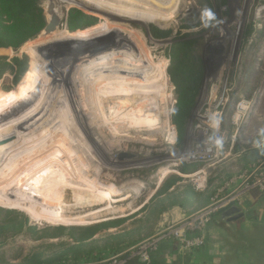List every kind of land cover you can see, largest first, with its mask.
Segmentation results:
<instances>
[{
	"label": "rangeland",
	"instance_id": "obj_1",
	"mask_svg": "<svg viewBox=\"0 0 264 264\" xmlns=\"http://www.w3.org/2000/svg\"><path fill=\"white\" fill-rule=\"evenodd\" d=\"M12 1L22 2L25 13L17 9L18 16L12 12L13 19L6 17L4 24L8 29L3 39L7 43L0 45L10 50L8 56L0 58V80L3 79L0 118L4 120L0 119V144L4 141L0 145V179H4L0 180V194L10 191L16 195H11L12 199L25 194L30 199L36 198L31 191L37 189L36 192L41 193V187L36 184L43 185L48 177L43 174L53 165V168L63 166L64 161L59 162L57 157L69 145L71 135L67 132L81 139L78 147L91 159L90 171L102 169L101 183L123 190L114 196L115 212L110 213L107 211L109 201L95 203L97 198L86 194L83 199L89 202L78 205L74 200L75 190L68 188L62 205L69 215L103 210L99 219L83 225L48 224L46 221L39 224L25 210L0 201V264H153V260L160 264H218L217 261L229 264L231 260L232 264H264L254 261L241 249L246 237L264 232V192L259 188L246 191L244 184L249 176L253 177L252 182H258L264 172V166L261 167L264 164L263 0H179L178 13L162 22L140 14L128 15L109 7L103 0ZM48 3L52 4L50 15H56L59 26L56 33L44 36ZM43 50L49 52L43 54ZM110 52L123 59H147L152 68L164 65L156 67L163 69L165 80L157 76L161 85L159 88L154 85L153 93L158 92L156 89L165 91L163 97L156 100L159 109L156 108L154 114L159 126L166 125L169 120L175 130L172 141L169 132L152 138L150 130L137 126L128 125L129 139L122 137L125 134L119 137L110 132L111 121L116 117L128 118L127 121L133 118L136 109L132 107L136 108L138 101L146 96L132 98L128 107L114 112L117 109L114 103L121 99L109 97L99 103L95 100L101 92L111 95L131 86H135L132 88L135 90L149 87L147 84L139 86V82L135 84L128 78L83 87L82 82L92 78L85 69L93 66L99 56ZM52 60H63L65 64L61 69L55 68L50 64ZM191 70L192 80L181 77ZM59 85L63 92L57 91ZM188 86L191 96L184 106L181 105L185 118L180 130L179 99L182 89ZM75 90L76 98L72 97ZM194 93L197 96L192 101ZM165 95L170 96L169 104ZM222 96L224 105L219 110L220 115L208 114L220 122L218 129L223 141L220 155L209 164L189 161L187 156L195 153L203 136L205 120L202 116L211 110V105L216 106ZM240 103H244L247 110L238 123L235 115ZM103 106L108 113L106 125H100L97 112ZM250 112L251 119L250 115L246 117ZM136 118L142 119L140 114ZM43 131L51 135L50 140L39 139L37 142H40L30 149L25 146L35 133L42 132L43 136ZM27 133L31 134L26 136ZM213 135L209 131L208 139ZM118 138H121L119 145L113 146ZM150 138L154 141L144 140ZM25 147L29 150L23 153ZM52 148L59 149L61 154ZM13 153L16 161L23 153L19 163L24 164H18L22 170L13 166L16 163L10 158ZM25 153L30 156L26 155L27 158ZM123 155L125 157L121 158ZM113 156H117L118 165L111 161ZM6 166L8 172L12 168L16 173L12 171L9 175ZM204 168H208V172L198 176ZM166 172L170 173L163 179ZM40 175L44 176L43 182L38 180ZM68 175L61 177L66 180ZM199 177L205 179L204 184ZM34 198L33 202H39ZM222 199L241 202L244 217L236 221L225 220L218 213L205 217L208 215L205 213L213 212L212 204ZM200 216L203 219H199ZM171 226L174 228L169 230ZM182 226L187 229L185 240L201 238L203 244L189 246L170 235L172 230ZM214 244L218 247H213Z\"/></svg>",
	"mask_w": 264,
	"mask_h": 264
},
{
	"label": "bare ground",
	"instance_id": "obj_2",
	"mask_svg": "<svg viewBox=\"0 0 264 264\" xmlns=\"http://www.w3.org/2000/svg\"><path fill=\"white\" fill-rule=\"evenodd\" d=\"M90 1H99V2H102L101 0H90ZM105 1L106 3H109V7L115 9V10H119V11H122V12H125V13H129V14H140L142 15L143 17L147 18V19H151L153 21H159V22H162V21H169V16H175L177 13H178V6H179V0H103ZM184 1V0H183ZM48 7H47V26L45 28V32H44V36L45 35H53L52 33H56L57 31V28L59 26L58 24V20L55 18L56 15H50V6L52 4L48 3ZM112 4V5H111ZM60 6V5H59ZM108 7V8H109ZM59 7L56 6V9H58ZM107 8V9H108ZM59 11V10H58ZM128 14V15H129ZM61 22V21H60ZM55 23V25H54ZM57 23V24H56ZM168 26V25H167ZM54 37V36H53ZM51 42V41H50ZM97 62L91 66V67H88V69H85V73H89V76L91 75V79L87 82L83 81L82 84H83V87L87 86H91V84L95 83L96 84H101V82L105 83L107 81H111V80H126L127 78L130 79L131 82H134L135 84L137 82H139V86H144V84H147L149 87H147L146 89L145 88H142V89H132V88H136L135 86H131V87H128V89L126 90L125 88L124 89H121L120 87L118 89H121L120 91H115L113 92V94L111 95H106V93H102L104 91L101 92L100 96H98V98L95 100L99 103L101 102H104L105 99L109 98V97H113V98H118V99H121L120 102H117V103H114L115 106H117V109L114 110L117 111V110H120L122 107H125V106H129L132 100V98H137L139 97L140 95H144L146 96L145 99H143L141 102L138 101V105L135 107H132L135 110L136 114L133 118H129V120L127 121L128 118H126V120L122 119L121 117L120 118H117L116 119L114 118H111L113 119V121H111L113 124L111 126V131L114 136H119L120 135H124L122 137H125L126 139H129L131 138L130 135L128 134L129 133V126L131 127H139V128H145V129H148L150 130V137L154 138L158 135H164L166 132H169V137H170V140L172 141L175 137H174V134H175V130L174 128L170 125V122L169 120L167 121L166 125L162 124V126H159V120L158 118L155 116V111L157 109H159L157 107V104H156V100L159 98V97H163V89H156V91H158L155 95L153 92H155L154 90H152L153 86L156 85L158 88L160 87L161 84H158V82L160 81V77H162V81L164 82V71L162 68H159L161 66H164V65H156L152 68L151 64L149 63L150 61H148L147 59H144V58H141V57H135L134 59H123L121 56L119 55H114V53H106V54H103L101 56H99L97 58ZM50 64H52L55 68H60V67H63L62 65H64V61L63 60H52L50 61ZM105 66V67H103ZM157 66H159L158 68H156ZM98 67H103V68H98ZM113 68V69H112ZM61 69V68H60ZM146 69V70H145ZM145 70L143 73L142 71ZM105 74V75H104ZM107 74V75H106ZM158 74V75H157ZM157 76L159 78H157ZM159 79V80H158ZM129 81V80H128ZM120 82V81H119ZM127 82V81H126ZM125 82V83H126ZM102 83V84H103ZM118 83V82H116ZM130 84V82H128ZM133 83V84H134ZM167 83V82H166ZM165 83V84H166ZM79 84V83H78ZM107 84V83H106ZM114 84V83H112ZM119 84V83H118ZM94 85V84H93ZM108 85V84H107ZM111 85V84H110ZM108 85V86H110ZM117 85V84H116ZM122 85V84H121ZM131 85V84H130ZM145 85V87L147 86ZM167 85V84H166ZM99 86V85H98ZM101 86V85H100ZM115 86V85H114ZM120 86V84H119ZM125 86V85H124ZM106 87V86H105ZM118 87V86H116ZM127 87V86H126ZM66 89V87H64ZM82 88V87H81ZM166 88V86H165ZM101 89V88H100ZM107 89V87H106ZM110 89V88H109ZM117 90V89H116ZM133 90V91H132ZM57 91H62L60 85L57 86ZM71 91V90H70ZM78 91V90H77ZM109 91V90H108ZM137 91V92H136ZM63 92V91H62ZM97 92V91H96ZM171 92V91H170ZM150 93V94H149ZM166 93V92H165ZM48 94V92H47ZM75 94L77 95L76 93V90L74 92V95L72 97L75 96ZM95 94V93H94ZM98 94H99V91H98ZM61 95V94H60ZM104 95V96H103ZM172 95V94H171ZM46 96V95H45ZM48 96V95H47ZM55 96H58V95H55ZM148 96V97H147ZM166 96V99H167V103L169 104V100L170 99V96L168 95H165ZM50 97V96H48ZM59 97V96H58ZM78 97V96H77ZM76 98V97H74ZM131 98V99H130ZM63 99V98H62ZM73 99V98H72ZM58 100V99H57ZM79 100V99H78ZM47 101V100H45ZM49 101V100H48ZM219 102H216V106L214 105H211V110H209L207 112V116L210 112H216L217 113V116L220 115V111L223 107L224 104H222L221 102L224 101V96H222L219 100ZM53 102V101H52ZM60 102V101H59ZM45 103V102H44ZM44 103L42 104V106L44 105ZM58 103V102H57ZM65 104V103H64ZM53 106V105H52ZM51 106V107H52ZM57 106V105H56ZM43 108V107H42ZM157 108V109H156ZM167 108V107H166ZM70 109V108H69ZM103 109V110H102ZM100 109V110H97L98 113H100V118H101V121L99 122L100 125H106L107 121H108V113L106 111V106L103 108ZM113 109L115 108H111V110L113 111ZM130 109V108H129ZM128 109V110H129ZM54 110V109H53ZM122 110V109H121ZM50 111V110H49ZM65 111V110H64ZM67 111V110H66ZM134 111V110H133ZM163 111H166V110H162ZM129 112V111H128ZM64 113V112H63ZM93 113V111H92ZM125 113V112H124ZM133 113V112H131ZM130 113V114H131ZM148 115L146 117H144L145 114ZM169 113V112H168ZM167 113V114H168ZM50 114V113H49ZM52 114V113H51ZM97 114V113H96ZM138 114H140L141 118H136V116H138ZM166 114V112L164 113ZM98 115V114H97ZM113 115V114H112ZM117 115V113H116ZM133 115V114H132ZM170 115V114H169ZM244 115V110L242 111H239L238 113H236L235 115V120L236 122H240L242 120V117ZM121 116V115H120ZM130 116V115H129ZM168 116V115H167ZM162 117V116H161ZM206 120L205 122H203V124H205V126H207V128L209 126H211L212 129H217L220 127V122L217 118V120H215L214 118L212 117H205ZM1 119V118H0ZM29 119V118H28ZM122 119V120H121ZM160 119V118H159ZM209 119V120H208ZM2 120V119H1ZM99 120V119H98ZM4 121V120H2ZM1 121V122H2ZM124 121V122H122ZM127 121V123L125 124V122ZM165 121V120H164ZM22 126V125H21ZM110 126V125H109ZM101 127V126H99ZM1 128V127H0ZM20 128V127H18ZM29 128V127H28ZM107 128V126H106ZM207 128L206 129H203L202 128V133H203V136L201 138V143H204L206 142V134H207ZM8 129V128H7ZM25 128H23L24 130ZM46 129V128H44ZM1 130V129H0ZM6 130V129H5ZM11 130V129H10ZM110 130V129H108ZM8 131L9 129L6 131V133L8 134ZM2 132V131H1ZM10 132V131H9ZM23 132V131H21ZM31 132V131H30ZM3 133V132H2ZM1 133V134H2ZM6 133H3V135H6ZM15 133V131H14ZM43 133H45L44 135H47L46 137L43 135L42 136V132L40 133H35V137H33V139H28L27 142V148H32L31 146H36L39 142H37L39 139L42 140H47L50 138L49 136V133L48 132H45L43 131ZM66 134V132H64ZM71 135L70 139L68 140V144L69 145H66V151H62V154L63 152H67V150H69L68 154H64L65 156H61V151L59 150L62 146H58L56 145V147L58 146V150H55V151H59L61 154L59 157H57V160H60L59 162H62L64 161L63 163V166H60V167H55L51 168V170H49V174L48 172L46 171L43 175L44 176H48L44 182H43V177H42V180L39 179L41 177L38 178V180H40L41 182H43V185L41 183V185H38L36 183L37 186H40L41 189L39 190L41 193H38L36 192V188L37 186H35L34 188L36 189L35 191H31V192H34L35 193V197L34 200L38 199L39 202H33L31 199L33 198H29L27 196H29L27 194H25V196H17V198L15 199H12L10 198V196L12 195L9 191V193H6L7 191L4 192V194H0V201H2V203H10L11 205H15L19 208H21L22 210H25L26 213H28L30 216H31V219L35 222H38L39 224L40 223H43L44 221H46V223L48 224H67V225H83V224H92L95 220L99 219V214L103 212V210H99L97 212H89V213H86V214H81V215H69L67 213V209L64 210L63 208V205H62V200L68 190V188H72L73 190H75V202L78 204V205H86V203H88L89 201L83 199L84 198V195L86 194H91L93 196H95V198H97L96 201H94L95 203H100L102 201H109V205L107 207V211L109 210L110 213H113L115 212L114 208L112 207V202H113V198L114 196H117L119 194H121V189L123 190V188H121L120 190H117V187H115L114 185L110 184V185H104L103 183H101L100 181V172L101 170L99 171L98 169L94 170L93 172L90 171L91 167H92V164L89 162L91 159H89V156L86 154V152L79 148L78 147V142L81 143V139L79 138L78 135L76 134H73L70 133V132H67ZM28 134H31V133H27L26 136H28ZM51 134V133H50ZM149 135V134H148ZM21 136V135H20ZM30 136V135H29ZM74 136V137H73ZM113 137V135H111ZM3 137V136H2ZM8 137V136H7ZM19 137V136H18ZM134 137V135H133ZM1 138V137H0ZM21 138H23V135L21 136ZM20 138V139H21ZM26 138V137H25ZM31 138V137H29ZM143 138V137H142ZM150 138V139H144L145 141H147V143H150V142H153L154 140ZM4 139V137H3ZM19 139V140H20ZM63 139V138H62ZM109 139V138H108ZM140 139V138H139ZM164 139V138H163ZM2 140V139H1ZM50 140V139H49ZM107 140V139H106ZM117 140H119L118 142L114 143L113 146H116V145H119L120 143V140L121 138H118ZM6 141V140H5ZM7 141H10V140H7ZM6 141V142H7ZM17 141V140H16ZM25 141V139H24ZM57 141V140H55ZM61 141V139L59 140ZM4 142V141H3ZM3 142H1V144L3 145ZM12 142V141H11ZM18 142V141H17ZM23 142V140H22ZM29 142V143H28ZM47 142V141H46ZM66 142V141H65ZM100 142V141H99ZM106 142V141H105ZM139 142H141L139 140ZM45 143V142H44ZM54 143H57V142H54ZM61 143V142H60ZM73 143V145H71ZM108 144V142H106ZM155 143V142H154ZM218 145H220L221 143L220 142H216ZM0 144V145H1ZM7 144V143H6ZM19 144V142H18ZM22 144V143H21ZM53 144V143H52ZM59 144V142H58ZM63 142H62V145L64 146ZM77 144V147L75 146ZM10 145V144H9ZM8 145V146H9ZM12 145V144H11ZM10 145V146H11ZM43 145V143H42ZM49 145V143H48ZM109 145H110V141H109ZM9 146V147H10ZM45 146V144H44ZM112 146V145H111ZM210 146V145H208ZM7 147V146H5ZM12 147H15L14 145ZM125 147V146H124ZM19 148V146L17 147ZM25 147V150L23 151L26 152L28 151L29 149H27ZM51 148V147H50ZM64 148V149H65ZM87 148V147H86ZM119 148V147H118ZM126 148V147H125ZM199 150H201L199 153H196L195 155H189L187 156V159L189 158L191 161L193 162H196L200 156L202 155H205L206 158L208 159L209 157V152L210 154L212 153L211 149L208 147L207 149L204 148L205 150H202V146L201 147H198ZM1 149V148H0ZM4 149H7V148H4ZM13 149V148H12ZM23 149V148H22ZM41 149V148H40ZM40 149H38L40 151ZM45 149V148H43ZM42 149V151H43ZM57 149V148H56ZM89 149V148H87ZM105 149V148H104ZM110 149V147H109ZM37 150V151H38ZM49 150V149H48ZM47 150V152H48ZM38 151V152H39ZM5 152V151H4ZM36 152V155L37 153ZM51 152V151H50ZM6 153V152H5ZM9 153V152H7ZM19 153V152H18ZM22 153V154H23ZM28 153V152H27ZM40 153V152H39ZM55 153V152H54ZM112 153V152H110ZM3 154V153H2ZM21 154V155H22ZM30 154V153H29ZM53 154V153H52ZM58 154V152L56 153ZM5 155V154H4ZM6 155H11V154H6ZM5 155V156H6ZM19 155V154H18ZM19 155L17 158V161L15 160L16 157H15V153L12 154V156L10 157L12 160L13 158H15L14 160L16 161V163L14 162V165L13 166H16V168H18L21 164H24V162L22 163H19L22 159V156ZM25 156L27 155L26 153L24 154ZM35 155V156H36ZM49 155V154H47ZM55 155V154H54ZM53 155V157H54ZM93 155V154H92ZM220 155V153L218 154V156ZM2 156V155H1ZM0 156V157H1ZM21 156V157H20ZM28 156V155H27ZM26 156V157H27ZM30 156V155H29ZM28 156V157H29ZM33 156L32 154V157H35ZM4 157V156H3ZM27 157V158H28ZM31 157V159H33ZM8 159V157H6ZM4 158V159H6ZM51 157H49V161L52 162L53 164V161L50 160ZM25 159V158H24ZM23 159V160H24ZM30 159V158H29ZM28 159V160H29ZM30 159V160H31ZM53 159V158H52ZM117 156H113L112 157V162L115 163L116 165H118L117 163ZM13 160V161H14ZM26 160V159H25ZM24 160V161H25ZM27 160V161H28ZM93 160V158H92ZM22 161V160H21ZM212 161V160H211ZM8 162V161H7ZM38 162V161H37ZM58 162V161H56ZM99 163V162H98ZM7 164V163H6ZM12 163H10L9 165H11ZM20 164V165H18ZM51 164V163H50ZM54 164H55V161H54ZM32 165V164H31ZM49 165V164H48ZM60 165V164H58ZM22 166V165H21ZM25 166V165H23ZM27 166V165H26ZM47 165H45L44 167H46ZM55 166H57L55 164ZM95 166H98L95 164ZM94 166V167H95ZM37 167V166H36ZM35 167V169H36ZM44 167L42 169H44ZM49 167V166H48ZM93 167V169H94ZM10 168V167H9ZM21 170L22 168L19 167ZM23 168H26V167H23ZM31 168V167H30ZM29 168V171H31ZM96 168V167H95ZM98 168V167H97ZM101 168V167H99ZM104 168V167H103ZM4 169V167H3ZM12 169V168H11ZM11 172H8V167L6 166V170L9 175L10 173H12L13 170H11ZM28 169V167H27ZM34 169V170H35ZM17 170V169H16ZM15 170V171H16ZM33 170V172H34ZM45 170V169H44ZM1 171V170H0ZM13 171V172H15ZM28 171V170H27ZM41 170H39L40 172ZM18 172V171H17ZM24 172V171H23ZM36 172V171H35ZM165 172V171H164ZM206 172H208V168H204L201 172H199L198 176L200 175H205ZM16 173V172H15ZM27 173V172H26ZM38 173V172H37ZM47 173V174H46ZM170 173V172H166V174L163 175V179L164 177H166V175ZM14 174V173H13ZM32 174V173H31ZM30 174V175H31ZM68 175V178L65 180L64 178H62L61 176L63 175ZM7 176V174H5ZM8 175V176H9ZM22 175V174H21ZM28 175L27 177L29 178ZM37 175V174H36ZM4 176V175H3ZM14 175H12L13 177ZM32 176V175H31ZM22 177V176H21ZM36 177V176H35ZM66 178V176H63ZM204 177V176H203ZM199 181L201 184H204V181L205 179H201V177H199ZM3 179V178H2ZM0 179V180H2ZM33 179V178H32ZM4 180V179H3ZM27 180V179H26ZM25 180V182H26ZM162 180V179H161ZM37 181V180H36ZM40 181H39V184H40ZM106 181V180H105ZM29 182V181H28ZM112 182V181H111ZM3 183V182H2ZM27 183V182H26ZM25 183V184H26ZM31 183V181H30ZM29 183V184H30ZM38 183V182H37ZM5 184V183H4ZM128 184V183H127ZM3 185V184H2ZM16 186V184H13ZM19 185V184H18ZM27 185V184H26ZM6 186V185H5ZM25 186V185H24ZM13 187V186H12ZM22 189H25L22 185H21ZM29 187V186H27ZM10 188V187H9ZM39 188V187H38ZM43 189V191H41ZM6 189V187L4 188ZM28 189V188H27ZM33 189V188H32ZM3 190V189H2ZM26 190V189H25ZM4 191V190H3ZM1 192V191H0ZM14 192V191H13ZM12 192V193H13ZM19 193V192H18ZM22 193V191L20 192ZM44 193V194H43ZM43 194V195H42ZM131 195V194H130ZM14 197H16V195H12ZM33 196V195H32ZM19 198V199H18ZM118 198V197H117ZM73 199V198H72ZM228 201V199H226L223 203H226ZM1 203V202H0ZM92 203V201H91ZM119 204V203H118ZM129 204V203H128ZM132 204V203H131ZM222 204V203H221ZM67 205V204H66ZM70 205V204H69ZM114 205V204H113ZM121 205V203H120ZM103 206V205H102ZM130 207V206H129ZM106 208V207H105ZM120 208V207H119ZM121 209V208H120ZM219 209L218 208V205L215 206V210ZM85 210V209H84ZM122 210V209H121ZM88 211V210H87ZM92 211V210H91ZM118 211V210H117ZM108 212V213H109ZM122 216V215H120ZM202 216H200L199 219H203L201 218ZM184 229V227H180L178 228V231H182ZM166 235V233L164 234V236ZM164 236L162 237V239L164 238ZM161 239V238H160ZM159 242V241H158Z\"/></svg>",
	"mask_w": 264,
	"mask_h": 264
},
{
	"label": "built area",
	"instance_id": "obj_3",
	"mask_svg": "<svg viewBox=\"0 0 264 264\" xmlns=\"http://www.w3.org/2000/svg\"><path fill=\"white\" fill-rule=\"evenodd\" d=\"M262 5L264 6V0H263V3H262ZM245 104H246V101H245ZM244 103H240L239 105H238V107H237V109H238V112L239 111H242V110H244V111H246L247 110V106L245 105ZM204 117V118H203ZM205 117H208L207 116V113H205L203 116H202V118L204 119V120H206V118ZM209 120V119H208ZM204 129H206L207 128V126H205V124H204ZM209 131H211V132H213L214 133V135H213V137H211V139H208V133H209ZM206 137V142H204V143H201V141H199L198 142V144H197V147H196V151H195V153L193 154V155H195L196 153H199L201 150H199V148L198 147H201L202 146V150H205L204 148H210L211 149V151H212V153L210 154V152H209V157H208V159L206 158V156L205 155H202V156H200V158L196 161V162H200V163H204V164H209V163H211L212 161H215V159H217L218 158V154L220 153V150H221V147H222V145H223V141H222V139L220 138V133H219V129L217 130V129H212L211 128V126H209L208 128H207V134L205 135ZM201 140V139H200ZM216 142H220L221 144L220 145H218ZM208 145H210V146H208ZM188 160L189 161H191L189 158H188ZM212 160V161H211ZM264 166V164L261 166V167H263ZM264 169V168H263ZM253 177L251 176H249L248 178H246V180H245V186H246V191H252V189H255V188H259L260 190H261V192H264V172H263V174H262V177H261V179L258 181V182H252L251 181V179H252ZM226 199H222V200H219V201H215L213 204H212V206L210 207V208H212V207H215V206H217L218 205V208L219 209H221V208H223V207H225V206H227L228 204H231V203H234V204H236V205H238V206H240L241 208H242V204H241V202H239V203H236L235 201H238V200H228L226 203H223L224 201H225ZM222 203V204H221ZM209 208V209H210ZM209 209H207V211H209ZM219 209H217V210H215L214 212H211V213H205V214H208V215H206L205 217H208V216H212V215H214V214H216V213H218V211H219ZM174 227H170V228H168L169 230H171V229H173ZM168 229L167 230H165L163 233H166L167 231H168ZM187 231V229L186 228H184L182 231H178V229L177 230H172V232L173 233H171L170 235H172L173 237H175V238H177V239H179V241H181L183 244L184 243H186V245H189V246H194V245H197V246H200L201 244H203V242H202V239L200 238H195V240L194 241H192V240H189V241H187V240H185L184 239V237H185V234L187 233L186 232ZM166 236V235H165ZM164 236V237H165Z\"/></svg>",
	"mask_w": 264,
	"mask_h": 264
},
{
	"label": "water",
	"instance_id": "obj_4",
	"mask_svg": "<svg viewBox=\"0 0 264 264\" xmlns=\"http://www.w3.org/2000/svg\"><path fill=\"white\" fill-rule=\"evenodd\" d=\"M9 51L10 50L7 48H0V58L8 56ZM42 52L43 54H47L49 51L43 50ZM124 157V155L121 156V158ZM218 214L225 220L236 221L244 217V210L240 206L231 203L219 209ZM241 249L244 253H249L251 256L250 258L254 259V261L264 263V232L246 237L245 243L241 246Z\"/></svg>",
	"mask_w": 264,
	"mask_h": 264
},
{
	"label": "trees",
	"instance_id": "obj_5",
	"mask_svg": "<svg viewBox=\"0 0 264 264\" xmlns=\"http://www.w3.org/2000/svg\"><path fill=\"white\" fill-rule=\"evenodd\" d=\"M3 0H0V45H2V44H4V43H7V41L5 40V38L3 39V35H4V31L5 30H7L8 29V27H6L5 26V24H4V22H5V19H6V17H8V19L10 20V19H13V16H12V12H14V14L15 15H17L18 16V14H17V9H20V13L22 14V13H25V11H24V6L19 2H14V1H12V2H10V0H4L3 2H2ZM18 7V8H17ZM34 60V59H33ZM181 77L182 78H184V77H186V78H188L189 80H192V78H193V73H192V70L190 71V72H188L187 74H183V75H181ZM3 80V79H2ZM2 80H0V83H1V81ZM189 89H190V86H188L187 88H186V90H185V88L184 89H182V92H181V94H183L182 95V97L179 99V102H180V107H181V109H180V111H179V113H180V121H181V123L183 122V120H184V118H185V116L183 117V115H184V110L182 109L183 107L181 106V105H183L184 106V103L186 102V101H188V96H191V95H189ZM195 95H193V97H192V101L196 98V93H194ZM183 117V118H182ZM184 123V122H183ZM178 128L180 129V130H182V128H183V125H179V122H178ZM153 264H160L159 262H156L155 260H153Z\"/></svg>",
	"mask_w": 264,
	"mask_h": 264
},
{
	"label": "crops",
	"instance_id": "obj_6",
	"mask_svg": "<svg viewBox=\"0 0 264 264\" xmlns=\"http://www.w3.org/2000/svg\"><path fill=\"white\" fill-rule=\"evenodd\" d=\"M243 101V100H242ZM244 101H246V100H244ZM247 102V101H246ZM244 113H245V111H244ZM251 114V112L250 113H248V115L246 116V117H249V115ZM251 116L252 115H250V119H251ZM249 119V118H248ZM251 201V203H256L255 201H252V200H250ZM214 208V210H212L213 212L215 211V207H212L211 209H213ZM213 247H215V248H217L218 247V245H216V244H214V246ZM217 263L218 264H220L218 261H217ZM215 264V263H214ZM229 264H232V260L230 261V263ZM243 264H247L246 262H244Z\"/></svg>",
	"mask_w": 264,
	"mask_h": 264
},
{
	"label": "flooded vegetation",
	"instance_id": "obj_7",
	"mask_svg": "<svg viewBox=\"0 0 264 264\" xmlns=\"http://www.w3.org/2000/svg\"><path fill=\"white\" fill-rule=\"evenodd\" d=\"M183 124H184L183 122L182 123H181V121L179 122V125H183Z\"/></svg>",
	"mask_w": 264,
	"mask_h": 264
}]
</instances>
